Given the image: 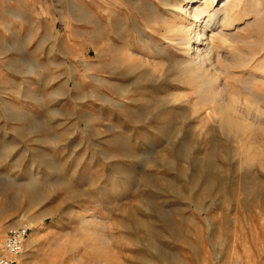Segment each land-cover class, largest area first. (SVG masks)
I'll list each match as a JSON object with an SVG mask.
<instances>
[{
	"label": "rangeland",
	"instance_id": "1",
	"mask_svg": "<svg viewBox=\"0 0 264 264\" xmlns=\"http://www.w3.org/2000/svg\"><path fill=\"white\" fill-rule=\"evenodd\" d=\"M186 3L0 0V255L26 226L61 264H264V0L191 2L199 67Z\"/></svg>",
	"mask_w": 264,
	"mask_h": 264
},
{
	"label": "bare ground",
	"instance_id": "2",
	"mask_svg": "<svg viewBox=\"0 0 264 264\" xmlns=\"http://www.w3.org/2000/svg\"><path fill=\"white\" fill-rule=\"evenodd\" d=\"M187 3L184 5V6H186V10L184 9V7L182 6V5H174L173 6V8L176 10V11H182V10H184L185 11V13L187 14L186 16H188V17H190V19H192L193 21H194V26H192V27H188L187 29H183L184 31H185V36L183 35V39H180V40H178L177 41V43H175L174 44V46L173 47H175V46H179V47H184L185 49H186V52L187 53H191L192 54V57H191V63L189 64L190 66H195V64H197V66L199 65V66H202V65H200V64H202V62H204V58H205V56L204 57H202V54L203 53H205V52H209L210 51V49H212V46L211 45H209V42H207V40H212V39H214V37H217V39H218V36L220 37V40H221V38L222 37H224L223 36V33L221 32V31H219V32H217V33H215V32H213V29L214 28H212V26H211V24H213V22L215 21V17H216V12H218L219 11V9L217 10V11H215L214 10V12H212L211 10H209V11H207V10H203L202 8L204 7H202V5L201 4H199V6H196V8L194 7V8H192V1H195V2H198V0H185ZM216 1V0H215ZM233 1V0H232ZM204 4H206V3H204ZM203 4V5H204ZM226 5H227V2L226 3H222V7H224L225 6V8H227L226 7ZM205 8V7H204ZM220 12V11H219ZM221 12H222V9H221ZM201 15H204L203 17H201ZM259 18V17H258ZM220 20H222V21H225V23L227 22L228 24H230V20H228V18L225 16H223L222 17V19L220 18ZM217 23V22H216ZM226 23V24H227ZM192 24V23H191ZM261 24V23H260ZM259 24V25H260ZM222 27V26H221ZM206 29H209L208 31H206ZM207 32H209V34L210 35H208L207 34ZM182 33H184L183 31H182ZM227 35V34H226ZM216 39V38H215ZM172 40V39H171ZM174 41V40H173ZM175 41H176V39H175ZM174 41V42H175ZM206 42V43H205ZM201 46V47H200ZM201 48H203V49H201ZM211 53V52H210ZM210 55V54H209ZM207 59V58H206ZM243 61V60H242ZM198 66V67H199ZM194 68V67H193ZM187 70V69H186ZM201 70V69H200ZM194 71V70H193ZM193 71H191V73H195L196 72V69H195V72H193ZM190 72V71H189ZM189 75H191V74H189ZM202 74H196V77L197 78H199L200 76H201ZM204 75V74H203ZM202 75V76H203ZM205 76V75H204ZM196 77H195V79H196ZM203 78V77H202ZM213 79V78H212ZM211 79V80H212ZM194 80V79H193ZM198 81V80H197ZM196 81V82H197ZM198 82H200V81H198ZM208 83V81H205V80H202V83L203 84H205V83ZM215 82V81H214ZM201 83V82H200ZM206 83V87H207V90L206 89H204V93H206V91L208 92V85L209 84H207ZM211 83V82H210ZM202 86V85H201ZM204 86V87H205ZM203 87V88H204ZM205 87V88H206ZM202 87H200V89H201ZM203 90V89H202ZM212 90V89H211ZM203 92V91H202ZM202 94V93H201ZM212 94V93H211ZM204 95V94H203ZM217 96V95H216ZM213 97V96H212ZM214 98V97H213ZM215 98H217V97H215ZM208 99V98H207ZM229 99V98H228ZM219 100V99H218ZM232 100V99H231ZM230 100V101H231ZM224 101V100H223ZM233 101H235V100H232V103H233ZM236 101H237V99H236ZM236 101H235V103H236ZM218 102V101H217ZM225 102H227V101H225ZM222 103V102H221ZM218 104V103H217ZM226 104V103H225ZM229 105V104H228ZM227 105V106H228ZM235 105V104H234ZM224 106H226V105H224ZM226 106V107H227ZM221 107H223V105L221 106ZM228 107H230V106H228ZM227 107V108H228ZM227 108H223V109H227ZM231 109H232V107H231ZM220 110V109H219ZM223 111H226V110H223ZM259 111V110H258ZM256 112H257V110H256ZM260 112V111H259ZM225 113V112H224ZM258 113V112H257ZM219 114H221V113H219ZM262 114V113H261ZM223 116V115H222ZM227 116V115H226ZM224 117V116H223ZM230 117H232V116H227V118L226 117H224L225 118V124L227 125V126H229L231 129H238V131H241L242 129H243V126H237V123H236V120L235 121H233V117L232 118H230ZM241 120V119H240ZM236 129V130H237Z\"/></svg>",
	"mask_w": 264,
	"mask_h": 264
},
{
	"label": "crops",
	"instance_id": "3",
	"mask_svg": "<svg viewBox=\"0 0 264 264\" xmlns=\"http://www.w3.org/2000/svg\"><path fill=\"white\" fill-rule=\"evenodd\" d=\"M54 236L49 232L30 231L16 264H61V259L53 254Z\"/></svg>",
	"mask_w": 264,
	"mask_h": 264
},
{
	"label": "built area",
	"instance_id": "4",
	"mask_svg": "<svg viewBox=\"0 0 264 264\" xmlns=\"http://www.w3.org/2000/svg\"><path fill=\"white\" fill-rule=\"evenodd\" d=\"M30 233L26 226L11 229L7 232L0 255V264H16L24 250V243Z\"/></svg>",
	"mask_w": 264,
	"mask_h": 264
}]
</instances>
